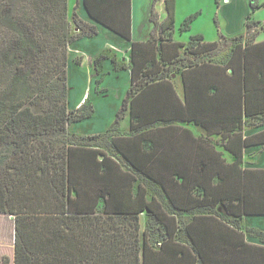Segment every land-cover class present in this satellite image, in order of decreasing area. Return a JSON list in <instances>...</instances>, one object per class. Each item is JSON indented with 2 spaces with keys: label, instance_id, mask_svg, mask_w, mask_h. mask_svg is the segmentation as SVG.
Listing matches in <instances>:
<instances>
[{
  "label": "trees",
  "instance_id": "16d2710c",
  "mask_svg": "<svg viewBox=\"0 0 264 264\" xmlns=\"http://www.w3.org/2000/svg\"><path fill=\"white\" fill-rule=\"evenodd\" d=\"M160 1L153 0L151 37L134 42L129 0H82L89 18L130 42V84L116 119L104 133L82 135L68 130L94 110L88 102L69 109L68 78L80 65L70 52L98 35L96 26L74 12L78 33L68 34L67 0H0L5 80L19 87L11 100L0 96V214L13 217L12 264H264V232L241 224L264 217V170L243 168L239 151L226 164L203 150L191 165L169 137L182 121L169 82L179 71L215 81L208 91L233 86L237 132L264 125V41L248 34L264 23L248 18L247 36L208 43L198 35L183 44L173 40L175 0H163L158 22ZM104 59L94 60L96 72ZM48 75L52 82L41 84ZM126 115L129 131L118 134ZM258 138L243 145H263L264 132Z\"/></svg>",
  "mask_w": 264,
  "mask_h": 264
},
{
  "label": "crops",
  "instance_id": "0c3cea01",
  "mask_svg": "<svg viewBox=\"0 0 264 264\" xmlns=\"http://www.w3.org/2000/svg\"><path fill=\"white\" fill-rule=\"evenodd\" d=\"M240 3V0H228L226 3L224 2L221 7H219V12L223 15H226V17L228 18L227 21L229 26L226 27L228 37H225L228 38V40L233 39V37L235 36L238 37V35L234 34H245V29L242 30V25L236 22V14L229 11L230 9L235 10V8L241 10V8L239 7ZM70 4V0H67V19L70 16ZM152 4L153 0H129L131 41L141 42L146 41L151 37L154 29V25L150 20ZM158 4H163V0H161ZM74 8V12L76 14L77 11L80 12L79 14H77V16L83 23L96 26L98 35L90 39H81L75 43L76 45L85 43V46H90V50L88 51L90 52L89 56L91 57L90 62L89 59L85 57L87 55L83 53V51H80L79 47V51L75 52L76 54L81 53L83 55V60L80 61V65L78 67L82 70V72L89 73L88 81L91 85H89V93L85 94L83 92L82 97L80 98V100H78V98L70 92L71 80L69 77V103H77L78 105L74 108H78L86 102L91 103L90 98L92 99V97L90 96L92 90H94L95 92V97L100 96L101 98H105L111 96V94H109V91H111L112 88V92L118 88V95L119 97H122L120 100V102L122 103V100L125 97L130 84V73L129 70L126 69V67H128L129 65L130 42L124 40L120 36L115 35L103 26L97 24L93 19L89 18L82 6V0H75ZM242 9L245 10L243 11V17H247L249 13L248 10L245 9L244 4ZM79 15L81 16V18ZM163 19L159 22H162ZM75 32L78 33L77 28H75ZM157 34L158 33H156V36ZM255 42L257 43L261 41L255 40ZM70 53H74L73 50ZM100 55L105 56L106 59L101 61V63L98 65V71L96 72L94 68V60L97 59ZM111 59L115 60V66L111 63ZM70 61L71 60H68L69 63ZM69 63L68 67L70 65ZM90 68L92 70H90ZM91 73L93 75L92 77ZM227 73L231 74V71L228 70ZM81 75L82 74L79 73V78H84V76ZM121 79L125 80L124 83L121 82ZM96 80L99 81L97 84ZM184 80H187V84H189L187 85V90L184 84ZM75 82L76 86L80 85L79 81L76 80ZM169 82L172 84L175 97L178 98L181 103V106H179L178 109V113H175L174 115L178 116V118L182 120L179 123L171 125L172 127H174L172 129L175 130H171L174 132H169V137L171 138V142L174 144V149L187 151L191 154V159L189 160V163L191 165L197 164V155H199V152H203V150L210 151L211 156L213 155V151L220 154V158L224 159L226 164L233 163L235 161L236 151H239L242 152L241 166L243 168L252 170H264V144L261 145V143H256L255 145L250 146L243 145L244 139L249 137L258 136V139L260 140V134L264 132V125L257 128L243 124L240 132H237L236 126H238V121H236L235 114L236 93L233 86H228V83H226L225 87L221 86L219 88H214V90L210 89L208 91L207 89L215 81H208L206 79H203L199 74H196L195 76L183 74L182 71H179L176 74H172ZM92 84L93 87H91ZM205 84L208 87L204 86ZM215 91L217 92L213 95V92ZM186 96V102L188 104L187 109L185 110L183 108V104H185ZM74 99L76 100L72 101ZM91 104L94 110V105L93 103ZM120 107L121 104L118 106V108L120 109ZM174 115L172 113L170 116ZM126 118L128 120V127L122 128L120 123L122 120H126ZM244 120L245 118H242V123ZM87 121L84 122L86 123ZM121 121L119 122L117 133L126 134L129 131V116H124ZM81 134L93 135L94 133H92L91 131H87L82 132ZM176 141H178L177 144H175ZM207 141H209V144L203 146L204 143H208ZM218 165H221V163L218 162ZM241 224L246 228H252L264 232V217L246 216L242 219ZM246 241L257 245L261 244L260 242L257 243V241L252 242L250 238H246ZM3 256L4 254H0V262Z\"/></svg>",
  "mask_w": 264,
  "mask_h": 264
},
{
  "label": "rangeland",
  "instance_id": "374dc122",
  "mask_svg": "<svg viewBox=\"0 0 264 264\" xmlns=\"http://www.w3.org/2000/svg\"><path fill=\"white\" fill-rule=\"evenodd\" d=\"M228 0H175V14H174V40L179 43H187L190 41L191 37L195 36H202L204 38L205 42L214 43L218 42L220 40L221 36L228 37V33L226 30V27L229 26L228 24V18L226 15H223L219 12V7H221L224 2L226 3ZM241 3L239 4V7L241 8H235L230 9V12H234L236 14V22L240 23L242 25V30H244V35L247 36L248 34H255V40L256 41H263L264 40V30H258L254 32L252 30L250 33H246V22L254 21L258 23H264V0H240ZM137 2V1H136ZM70 16L68 17V34H77L75 32V25L72 20V14L74 12V3L75 0H70ZM243 4L245 6V9L248 10L249 16L243 17V11H245L243 8ZM136 10V9H135ZM140 10V9H139ZM77 11V10H76ZM155 11L157 12L158 22L161 21L165 17V12L163 9V4H158L155 7ZM80 12L77 11V14ZM80 16V15H79ZM191 16H195L194 20L191 23V27L184 32L180 31L181 24L183 21ZM81 18V16H80ZM242 20V21H241ZM243 33V32H242ZM234 35H240V34H234ZM236 37V36H235ZM233 37V38H235ZM76 47L80 48V51H83L85 53L89 62H90V56L88 52L90 50V46L86 45L85 43L78 44ZM75 47V48H76ZM72 58L74 60H78L79 62L83 60V55L81 53L76 54L75 51H79L78 49H74L73 47ZM74 54V55H73ZM225 54V53H224ZM223 54V55H224ZM222 55V56H223ZM51 56H55L52 52H47L46 58H48V61L45 65L47 69H50V63ZM7 63V56L0 54V96L4 94V97L6 99H13L16 96H19L17 93V90L19 89L18 86H8L5 80V76L7 72L5 71ZM90 64V63H89ZM90 70H92L90 68ZM82 70L79 69V67H75L74 65L71 68L70 71V92L75 95L78 100L82 97V93L85 94L89 93V81L88 76L89 73L87 72H81ZM79 73H82L81 76H84V78H79ZM91 73V77H92ZM51 75L41 80V84L48 85V83H51ZM79 81L80 85L76 86L75 81ZM118 81V78H117ZM124 79H121V82L124 83ZM93 87V84L92 86ZM99 87V86H98ZM97 87V89H98ZM110 87V86H109ZM46 90V89H45ZM45 90L41 93L40 90L36 91L37 93H41V96L44 95ZM113 90V88H112ZM109 91V94L111 96L101 98L100 96H94L95 92L92 90L91 96L92 99L91 103L94 105V114L93 118L88 120L86 123L82 122L78 124L75 128L72 126L69 128V132L73 133H79L82 132H92L94 134H101L104 133L108 127L114 122L116 119V112L119 110L118 106L121 104L120 100L122 97H119L118 95V88L114 90L113 92ZM50 91V90H49ZM112 92V93H111ZM76 99L72 100L75 101ZM78 104L69 103L68 106L69 109H73ZM121 121V120H120ZM120 125L122 128L128 127V120H122ZM118 131V130H117ZM141 222L143 224V217L141 216ZM13 234H14V227H13V219L10 218V216L0 214V254H4L3 257H6L8 260V264H12L13 261ZM181 241H185L184 236L180 235ZM252 242H260L257 239H250ZM261 243V242H260ZM2 257V259H3Z\"/></svg>",
  "mask_w": 264,
  "mask_h": 264
},
{
  "label": "water",
  "instance_id": "95a60500",
  "mask_svg": "<svg viewBox=\"0 0 264 264\" xmlns=\"http://www.w3.org/2000/svg\"><path fill=\"white\" fill-rule=\"evenodd\" d=\"M11 219H13V217H10Z\"/></svg>",
  "mask_w": 264,
  "mask_h": 264
}]
</instances>
